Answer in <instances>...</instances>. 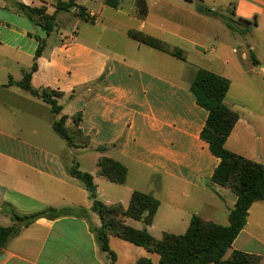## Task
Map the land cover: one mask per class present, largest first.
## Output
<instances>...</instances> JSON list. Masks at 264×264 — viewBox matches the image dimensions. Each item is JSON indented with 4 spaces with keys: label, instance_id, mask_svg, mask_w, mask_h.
Listing matches in <instances>:
<instances>
[{
    "label": "crops",
    "instance_id": "obj_1",
    "mask_svg": "<svg viewBox=\"0 0 264 264\" xmlns=\"http://www.w3.org/2000/svg\"><path fill=\"white\" fill-rule=\"evenodd\" d=\"M135 1L121 0L120 7L114 9L105 0H78L77 5L87 15H95L94 23L81 18L75 7L61 10L56 15L55 32L47 36L42 27L19 12L18 5L46 6L53 14L58 2L68 0H0V69L7 72V84L10 80L21 82L34 64L37 38L46 40L37 71L31 77L32 87L62 93L58 100L63 108L61 115H81L79 128L91 138V144L86 149H76L79 154L90 150L96 162L102 156L116 160L127 168L128 176L134 170V177L143 185L142 189L130 186L127 178L116 195H111L103 181L111 182L97 176V167L91 174L98 199L106 205L121 203L127 208L132 193L139 191L160 203L151 226L129 218L128 226L146 228L157 239L166 233L183 235L193 216L228 226L237 197L231 190L212 183L220 160L201 139L208 112L197 105L190 90L197 70L204 68L191 71L187 67L190 58L195 59L204 46L188 36L199 32L197 24L203 29L210 26L215 19L212 15L230 6L235 21L229 20L234 25L255 22L256 28L264 32V0H212L213 4L222 3L217 10L206 6L204 0H144L148 8L144 19L136 16ZM94 4L97 10L91 8ZM194 4L197 8L190 10L188 7ZM200 5L212 14L200 13ZM88 25L97 31L85 28ZM131 31L183 50L185 60L138 43L129 37ZM204 70L227 79L221 71ZM228 95L229 92L225 104L240 119L227 139L226 149L264 163L263 121L235 109L228 103ZM31 99L45 104L32 96ZM61 115H54L51 125ZM72 124L69 119L67 126ZM26 146L16 152L10 143L0 142V226L13 225L10 217L2 213V206L19 215L48 208L70 209L75 215L40 219L22 229L0 249V264H108L91 230L90 224L98 228L100 220L92 212L84 183L65 172L58 156L42 147ZM99 147L107 151L97 152ZM82 209L89 213L90 222L76 216ZM121 241L110 238L116 264L150 259L146 249ZM232 249L258 255L264 264V201L252 205L246 226Z\"/></svg>",
    "mask_w": 264,
    "mask_h": 264
},
{
    "label": "trees",
    "instance_id": "obj_2",
    "mask_svg": "<svg viewBox=\"0 0 264 264\" xmlns=\"http://www.w3.org/2000/svg\"><path fill=\"white\" fill-rule=\"evenodd\" d=\"M77 1L58 2L53 14L48 13L46 6L27 7L19 4L18 9L32 24L42 27L47 36H50L56 30L57 13L61 10H69L71 7L76 8L81 18L94 23L95 19L87 15L85 9L77 5ZM105 4L118 9L121 0H105ZM135 5L136 16L140 19L146 18L148 14L146 2L136 0ZM198 11L207 15L212 14L209 9L201 5L198 6ZM227 27L233 29L231 25ZM128 35L140 44L168 53L180 60L186 58L183 50L170 48L164 42L144 33L131 31ZM37 41L39 46L30 71L25 73L21 82L15 83L10 80L4 88L19 87L30 96L42 100L50 107L54 115L59 116L63 108L58 100L63 97V94L51 89L36 90L31 85L32 74L37 71V60L42 56L46 47V40L37 38ZM252 60L255 66L259 65L255 55H252ZM229 89L230 82L227 79L204 69L197 70L190 87L197 105L208 112L201 139L209 145L211 153L220 160L213 174L212 183L231 190L237 197V203L229 214L228 226L193 216L183 235L166 233L161 239H157L146 228L136 230L126 224L128 218L140 221L147 227L153 224L160 203L152 195L134 191L127 208L121 203L106 205L98 199L97 187L92 174L80 171L78 164H73L67 169L72 178L81 181L86 187L92 201V212L100 220L98 228H93L90 224L91 230L101 251L107 255L108 264H116L117 261L116 254L110 248L111 237L142 247L159 256L158 263L143 258L136 264H262V257L232 249L235 240L246 226L250 208L254 203L264 201V163L247 159L230 152L225 147L228 137L240 119L239 115L225 104ZM69 119L73 120L71 126H67ZM80 121V114L72 118L61 115L60 119L52 124L54 132L70 150L86 149L91 144V138L84 135L79 128ZM106 151L104 147L97 148V152ZM97 167L98 177L117 185H124L127 182L128 170L116 160L102 156L97 162ZM1 211L10 217L13 225L11 227L0 226V249H4L9 240L19 235L22 229L28 228L40 219L56 220L75 215L70 209L54 208L31 215H19L7 206H2ZM88 215L89 213L82 209L76 216L90 222Z\"/></svg>",
    "mask_w": 264,
    "mask_h": 264
},
{
    "label": "rangeland",
    "instance_id": "obj_3",
    "mask_svg": "<svg viewBox=\"0 0 264 264\" xmlns=\"http://www.w3.org/2000/svg\"><path fill=\"white\" fill-rule=\"evenodd\" d=\"M204 1L206 6L215 7L216 10L223 7L222 3L213 4L212 0ZM196 4L188 8L195 10ZM232 7L230 6L226 11H218V15H212L215 19L210 26L204 29L200 24H197L196 28L194 26L203 36L198 32L190 34L188 39L200 42L204 47L200 53H197L195 59L190 58L191 63L187 67L191 71L196 68H204L224 73L230 82L228 103L245 115L249 114L252 116L251 118H259L264 123V32L261 28H256L255 22L246 24L247 26L242 23L234 25L235 23L229 20L233 19ZM91 8L97 10L98 5L94 4ZM228 25H231L233 29H229ZM85 28L94 32L97 29L93 25H88ZM81 30L84 32L83 26ZM250 47L253 51L250 50ZM252 55H255L262 64L255 66ZM13 75L17 77L16 74L13 73ZM7 82V72L0 69L1 143L5 141L10 143L16 152L22 151L28 144L42 147L45 152L60 158L66 173L73 164H78L80 171L89 174L95 168L97 169V162L92 151L85 150V153L79 154L76 150H70L54 132L51 125L54 115L49 106L32 100L29 94L17 86L11 90L3 88ZM261 126L264 131V125ZM14 173L18 174V171ZM135 173L131 169V174L127 177L129 178L128 184L142 189L143 185L137 182V178L134 177ZM103 182L108 186L106 188L111 195H116V191L121 188L119 185ZM5 225L8 226V223ZM146 252L154 263L159 262L158 255Z\"/></svg>",
    "mask_w": 264,
    "mask_h": 264
},
{
    "label": "built area",
    "instance_id": "obj_4",
    "mask_svg": "<svg viewBox=\"0 0 264 264\" xmlns=\"http://www.w3.org/2000/svg\"><path fill=\"white\" fill-rule=\"evenodd\" d=\"M90 17L93 18V19H95V15L90 14Z\"/></svg>",
    "mask_w": 264,
    "mask_h": 264
},
{
    "label": "water",
    "instance_id": "obj_5",
    "mask_svg": "<svg viewBox=\"0 0 264 264\" xmlns=\"http://www.w3.org/2000/svg\"><path fill=\"white\" fill-rule=\"evenodd\" d=\"M70 10H74V7H71Z\"/></svg>",
    "mask_w": 264,
    "mask_h": 264
}]
</instances>
